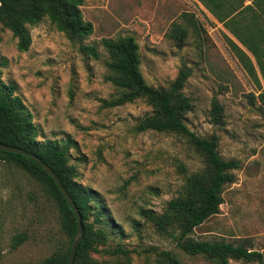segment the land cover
<instances>
[{
    "label": "rangeland",
    "instance_id": "obj_1",
    "mask_svg": "<svg viewBox=\"0 0 264 264\" xmlns=\"http://www.w3.org/2000/svg\"><path fill=\"white\" fill-rule=\"evenodd\" d=\"M79 8L92 26L83 44L96 47L98 60L81 55L78 45L47 20L29 29L30 45L23 53L0 25V83L14 86L38 139L68 147L76 183L98 193L110 224L121 231L109 235L107 244L133 249L132 264H152L149 248L168 250L182 264H212L185 255L138 215L140 209L160 213L182 182L177 166L190 173L201 168V161L181 138L134 130L150 111L143 100L105 106L116 93L105 80L100 42L130 36L147 85L165 87L182 64L189 68L182 90L192 107L185 115L187 128L199 136L215 133L219 156L240 164L234 183L221 193L219 213L196 227L192 238L244 240L264 264V113L246 98L256 95L254 87L228 50L222 27L194 0H83ZM183 15L193 16L195 28ZM173 26L185 30L180 48L169 38ZM213 99L222 107L219 129L208 120ZM132 221L138 223L136 231ZM20 234L23 241L12 246ZM62 239L55 208L39 185L0 160V264L36 263Z\"/></svg>",
    "mask_w": 264,
    "mask_h": 264
},
{
    "label": "trees",
    "instance_id": "obj_2",
    "mask_svg": "<svg viewBox=\"0 0 264 264\" xmlns=\"http://www.w3.org/2000/svg\"><path fill=\"white\" fill-rule=\"evenodd\" d=\"M197 1L253 56L258 75L248 57L223 34L228 50L254 87L256 95L247 94V100L252 105L257 102L264 113V49L258 45L260 42L264 43V31L258 29L255 32L249 25L237 24L234 0H223L227 2V6L218 0ZM82 2L83 0H0V25L15 39V50L23 53L30 45L29 29L47 20L66 40L78 45L81 55L98 60L96 47L83 44L91 35L92 26L82 18L79 8ZM183 17L195 28L192 15ZM169 38L175 47L180 48L185 30L173 26ZM100 44L106 53L103 64L108 75L105 80L116 93L114 99L104 102L105 106L115 107L143 100L150 111L136 121L134 130L181 138L201 161V168L190 173L186 172L182 164L177 166L182 182L176 196L164 203L160 213L140 209L138 215L157 232L169 236L174 245L187 256L201 257L212 264H228L229 260L262 264L261 254L251 249L244 240L208 241L196 240L191 236L196 227L219 213L221 193L225 186L234 183V171L240 164L234 159L226 160L219 156L218 137L215 133L199 136L187 128L185 115L192 107L182 90L190 75L189 68L182 64L167 86L152 87L145 83L140 73L137 45L132 37L102 39ZM13 93V85L0 83V144L38 157L55 174L71 198L79 213L82 228L72 264H132L133 249L123 245L110 247L107 244L109 235H120L121 231L110 224L98 193L76 183L75 168L69 163L68 147L56 140L38 139V131L31 122L30 113ZM222 118V107L214 99L211 100L209 123L219 129L223 125ZM0 160L11 163L33 179L56 211L63 239L47 257L33 264H66L69 247L76 232V220L58 188L42 168L28 158L0 151ZM132 227L136 231L138 223L132 221ZM23 239V234L15 235L12 246H17ZM148 251L153 255L152 264H182L168 250L149 248Z\"/></svg>",
    "mask_w": 264,
    "mask_h": 264
},
{
    "label": "crops",
    "instance_id": "obj_3",
    "mask_svg": "<svg viewBox=\"0 0 264 264\" xmlns=\"http://www.w3.org/2000/svg\"><path fill=\"white\" fill-rule=\"evenodd\" d=\"M200 9L205 8L197 1L194 0ZM222 1V5L227 6V2H223V0H218ZM235 5H236V21L237 24L240 25H249L252 27V29L256 32L258 29L264 31V0H234ZM241 1V5H240ZM232 1V5H233ZM207 12V11H206ZM207 14L211 17V19L219 26L218 22L214 20V18L207 12ZM222 27V26H221ZM223 29V28H222ZM224 35L228 37L250 60L252 63L255 72L258 75V69L255 65V61L253 56L251 55L250 52H248L245 47H243L235 38H233L225 29H223ZM261 49H264V43L258 44Z\"/></svg>",
    "mask_w": 264,
    "mask_h": 264
},
{
    "label": "water",
    "instance_id": "obj_4",
    "mask_svg": "<svg viewBox=\"0 0 264 264\" xmlns=\"http://www.w3.org/2000/svg\"><path fill=\"white\" fill-rule=\"evenodd\" d=\"M0 151L5 152V153H12V154L20 155L22 157H25V158H28V159L34 161L52 179V181L54 182V184L58 188L60 194L62 195V197L66 201L67 205L71 209V211L75 217V220H76V232H75V235L71 241L69 251H68V255H67V260H66V264H72L75 248H76V246H77V244L81 238V235H82V228H81V219H80L79 213H78L77 209L75 208L71 198L68 196L65 189L63 188V186L61 185V183L59 182V180L57 179L55 174L50 170V168L47 167L35 155H33L31 153H26L21 149H18L15 147H10V146L3 145V144H0Z\"/></svg>",
    "mask_w": 264,
    "mask_h": 264
}]
</instances>
